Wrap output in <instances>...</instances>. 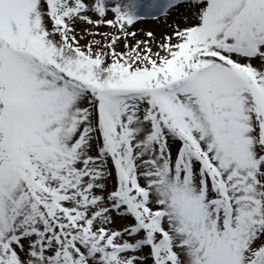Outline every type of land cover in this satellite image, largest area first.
<instances>
[{
    "label": "snow or ice",
    "instance_id": "1",
    "mask_svg": "<svg viewBox=\"0 0 264 264\" xmlns=\"http://www.w3.org/2000/svg\"><path fill=\"white\" fill-rule=\"evenodd\" d=\"M0 264H264V0H0Z\"/></svg>",
    "mask_w": 264,
    "mask_h": 264
}]
</instances>
